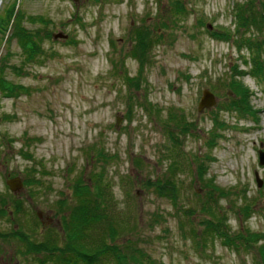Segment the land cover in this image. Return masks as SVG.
I'll use <instances>...</instances> for the list:
<instances>
[{"label":"rangeland","instance_id":"rangeland-1","mask_svg":"<svg viewBox=\"0 0 264 264\" xmlns=\"http://www.w3.org/2000/svg\"><path fill=\"white\" fill-rule=\"evenodd\" d=\"M245 6L264 18V0H0L2 20L13 8L41 38L26 61L12 23L0 35V68L26 90L0 92V264H38L11 235L19 227L61 246L75 187L96 178L124 231L117 245L135 240L145 264L263 263V240L250 235L264 238V48L258 75L246 62L248 46L264 41V19L239 26ZM234 80L253 113L229 110ZM204 90L216 105L199 111ZM172 163L177 192L162 198L148 184ZM17 177L23 188L13 193L7 181ZM210 180L229 197L206 201ZM245 200L249 218L236 212ZM204 203L225 213L237 247L205 234Z\"/></svg>","mask_w":264,"mask_h":264},{"label":"trees","instance_id":"trees-1","mask_svg":"<svg viewBox=\"0 0 264 264\" xmlns=\"http://www.w3.org/2000/svg\"><path fill=\"white\" fill-rule=\"evenodd\" d=\"M249 6L240 7L238 10V19L239 26L248 27L256 25L261 26L263 24V17L261 13L249 9ZM248 8V9H247ZM264 8V6H263ZM179 15L182 14V10L177 11ZM33 23L40 22L38 19H32ZM11 24L13 27V33L11 37L18 39L20 47L25 51L26 61H31L35 59V55L41 52V41L39 33L33 34L28 31L26 28L22 27L20 15H15L13 8L9 9L7 20L1 19L0 16V35L5 32L6 27ZM241 23V24H240ZM142 32H137V37L139 41H143L141 37ZM216 37V35H213ZM217 38V37H216ZM39 40V41H38ZM145 43V41L143 42ZM143 43L140 44V53L137 55L138 58L145 57L146 51H148L147 45L143 46ZM241 47V45L238 43ZM249 49L255 50L254 58L251 62H246V65L252 63V67L255 71L253 73H259L261 69V53L262 48H264V41L262 44H250ZM253 51V50H251ZM261 51V53H259ZM137 52V51H136ZM242 73H240L241 76ZM239 75V74H238ZM243 75V74H242ZM237 76V75H236ZM234 75V77L236 78ZM238 77V76H237ZM234 79V78H233ZM232 92L234 93L232 103L229 105V110H235L239 113H253L250 107V92L248 89L242 86L241 83L234 80L230 85ZM21 89V90H20ZM22 88L12 82L8 81L5 77L4 68H0V92L6 97L13 98L17 94H20ZM234 108V109H233ZM183 124V122H181ZM218 123V122H217ZM175 171L176 164L172 163L167 172L162 176H159L154 182H150L148 187L154 188V191L159 194L162 198L175 197L177 192V186L175 182ZM203 171H198L197 176H202ZM202 178V177H201ZM210 180L206 184L207 189H212L209 191L206 196V201H211V199H216L214 193L220 194L223 198H228L229 193L224 192L218 189ZM95 184L97 186L91 187H75V200L77 203L71 210L69 219L65 220V233L63 239V244L60 246L58 244V238L55 239H44L41 241H35L31 234L26 233L24 230L20 229L16 232L11 231V235L21 244L26 245V255H35V260L38 264H145L146 259L150 260L148 255L143 252L142 249L138 246V243L133 241H126L120 245H117V239L121 232H124L121 227H119L116 222L107 214V206L105 205V199L103 195L102 188L100 187V179H95ZM215 201V200H214ZM175 203V201H173ZM173 203V204H174ZM19 204V203H17ZM208 203H204V212L207 213V216L210 218L208 221L203 223L205 226V234L210 235L211 237H219L222 239L224 245L229 247H237L238 245L233 242L232 235L227 232L225 229L226 226V215L224 212L217 210L218 208L215 204V209L208 208ZM175 205V204H174ZM218 213H217V211ZM251 207L246 204L244 201V206L238 208V211L242 216L250 217ZM2 214H6L3 210ZM17 212V211H16ZM223 229V230H222ZM132 233H135V230H132ZM252 240L255 243L264 238L253 234L250 235ZM239 238H242L241 235ZM238 240V238L236 239ZM52 241V243H50ZM239 242V241H238ZM250 243V241L248 240ZM260 256L264 264V244L259 246ZM150 263V262H149Z\"/></svg>","mask_w":264,"mask_h":264},{"label":"water","instance_id":"water-1","mask_svg":"<svg viewBox=\"0 0 264 264\" xmlns=\"http://www.w3.org/2000/svg\"><path fill=\"white\" fill-rule=\"evenodd\" d=\"M67 1L79 3L82 0H67ZM54 39H64L65 40V39H67V36H63L61 34H58V35H54ZM215 105H216L215 96L210 91L204 90L201 102L199 104V111H202L205 108H207V109L211 108ZM119 122H120V120L118 121V123ZM259 158H260V165H264V154L260 153ZM257 181L259 183V186H261V182L258 180V178H257ZM7 186L9 187L11 192L18 193L23 188V182L19 177L12 178V179H9L7 181ZM38 216L40 218V214Z\"/></svg>","mask_w":264,"mask_h":264}]
</instances>
